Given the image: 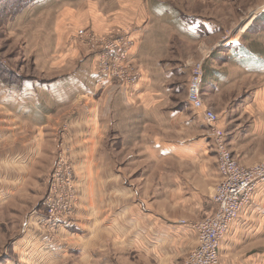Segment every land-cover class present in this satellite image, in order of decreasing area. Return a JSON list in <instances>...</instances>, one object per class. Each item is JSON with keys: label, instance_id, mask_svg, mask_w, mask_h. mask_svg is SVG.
I'll return each instance as SVG.
<instances>
[{"label": "crops", "instance_id": "0c3cea01", "mask_svg": "<svg viewBox=\"0 0 264 264\" xmlns=\"http://www.w3.org/2000/svg\"><path fill=\"white\" fill-rule=\"evenodd\" d=\"M102 16L92 15L91 26L97 33L109 25ZM255 47L249 46L246 61L234 53L227 60L215 58L213 62H219L220 69L213 67L203 76V85L207 82L213 86L210 94L214 97L235 85L240 91L218 125L224 129L228 148L242 160L250 153L247 148L251 142H264V43L257 46L258 51L253 50ZM70 50L72 54L82 51ZM98 55L97 48L81 53L65 73L51 82L37 86L28 83L21 92L6 90L0 98V223L13 219V202L24 200L22 192L29 191L35 197L38 191L42 193L30 182L42 178L44 172L34 175L36 168L49 171L53 163V132L61 112H69L67 136L75 147L70 157L77 186L84 193L76 205L75 221L60 227L57 238L35 227L26 231L18 228L11 250L14 256L6 258L4 264H59L68 257L72 264H120L119 260L125 264L131 255L145 264H183L197 243L190 226L216 209L211 191L219 174L213 144L206 140L205 133H136L137 137L127 142L124 133H114L116 138L104 146L111 126L105 117L116 100L121 101L125 111L133 113L152 107L153 117L141 120L155 127L160 121L158 114L170 110L160 108L166 98L158 99L157 93L144 96L142 79L129 94L119 89L114 100L110 94L98 100L92 70ZM226 63L232 64L233 72L226 74L221 69ZM46 96L53 98L52 104L45 102ZM137 100L144 102L143 106L133 103ZM131 117L137 120V116ZM169 118L171 121L172 115ZM29 123L37 126L33 128L37 133H31ZM16 128L25 135L21 144L14 146ZM112 141L120 142L118 147L123 151H132L124 159L119 156L123 151H117L115 157ZM260 157L264 158L263 154ZM128 167L135 172H127ZM145 167L148 170L143 171L144 176L141 172L136 176V171ZM4 238L12 241L11 232L5 230ZM114 252L121 258L117 255L116 260ZM219 256V264H264V184L255 189L248 206L229 226Z\"/></svg>", "mask_w": 264, "mask_h": 264}, {"label": "rangeland", "instance_id": "374dc122", "mask_svg": "<svg viewBox=\"0 0 264 264\" xmlns=\"http://www.w3.org/2000/svg\"><path fill=\"white\" fill-rule=\"evenodd\" d=\"M69 2L70 0H0V77L7 81L12 80L14 85L11 87L0 83V98L6 95V90L15 94L21 92L22 87L28 83L37 86L51 82L65 73L81 53H90L105 40L127 39L131 42L125 52L127 64L118 70L123 73L117 78H112L113 74L100 70L99 52L98 59L92 67L99 89L97 99L103 100L110 94L109 97L114 100L120 90L129 94L142 79L141 82L145 84L140 87L144 96L157 93L158 99L160 96L166 98L160 108L170 111L158 114L160 121L155 127L152 122L141 120L153 117L152 107H144L145 111L133 113V111H125L121 101L116 100L105 117L111 126L106 131L104 146H108L109 139L116 138L114 133H124L127 142L136 138V133H167L166 131L190 133V135L205 133L206 140L213 143L210 127L203 120L200 112L188 105L187 89L192 69L197 66L201 68L199 96L204 106L218 115L220 122L222 117L228 115L240 91L236 90L237 85H235L232 89H223L221 95L214 97L210 94L213 86L207 82L203 85V76L213 67L220 69L219 62H213L217 57L227 60L234 53L235 57H241L246 61L251 51L249 46H256L253 50H260L258 47L264 43L262 42L264 41V0H71V3ZM95 13L102 14L109 23L100 33L95 32L91 26L92 15ZM71 48L82 51L72 54ZM221 69H225V73L227 71L230 73L235 68L231 63H226ZM52 99L46 96L45 102L52 104ZM133 103L141 107L144 102L137 100ZM55 104L60 103L56 101ZM214 104L217 107L215 109ZM61 113L57 129L53 132L55 136L51 159L53 163L48 167L49 171L36 168L34 175L39 176L44 172L42 178L40 181L31 179L30 182L34 189L39 190V186L42 193L38 191V196L35 197L29 191L22 192L21 197L24 200L16 199L13 202V219L8 218L5 223H0V264H4L6 258H13L11 250L15 245L14 238L18 228L26 231L35 227L38 231L57 238L60 227L69 226L73 219L75 221L76 205L78 207V202L83 199L84 193L77 186L76 172L70 157V151L75 147L72 148L69 144L67 136L69 112ZM134 115L137 116V120L132 119L131 116ZM170 115H172L171 121ZM218 122L216 126L224 132ZM28 125L31 133H37L33 131L37 126L30 123ZM21 129L22 126L20 131ZM20 131L17 128L14 130L13 138L16 139L14 146L21 144V139L25 135L19 133ZM110 143L113 155L118 157L117 151H123L118 147L120 142ZM225 145L230 158L240 168H252L264 163V158L260 157L261 154L264 156V142L262 144L251 142L247 148L250 153L243 155V160L240 155L232 153L227 144ZM131 151L130 148H124L119 155L120 158L124 159V156ZM249 158L254 160L248 161ZM141 168L136 171V176H139L140 172L144 176L143 171L148 170L146 167L143 170ZM58 169L61 171H57ZM126 171L135 172L129 167ZM56 172L64 174L62 183L56 182ZM218 185L219 179L213 185L212 197ZM55 192L68 197L66 204L69 205L70 214L62 215V220H66L54 224V220L47 219L52 202L46 199ZM214 212L203 220L212 217ZM37 215L39 216L35 222ZM23 223L24 227H22ZM9 227L12 229L10 230ZM5 230L11 232L14 240L7 239L6 242ZM117 255L121 258V255L114 252L113 257L116 260ZM187 258L188 255L183 264ZM119 261L120 264L123 263L122 260ZM59 264L72 263L68 257ZM125 264L145 263L137 256L131 255L126 259Z\"/></svg>", "mask_w": 264, "mask_h": 264}, {"label": "built area", "instance_id": "2783aa9c", "mask_svg": "<svg viewBox=\"0 0 264 264\" xmlns=\"http://www.w3.org/2000/svg\"><path fill=\"white\" fill-rule=\"evenodd\" d=\"M130 45L129 40L120 38L101 42L99 47H96L101 57L100 70L113 74L112 78L119 77L123 71L119 72L118 70L127 64L125 52ZM136 81L137 78L135 83ZM201 81V68L193 67L188 83L187 101L193 110L200 112L212 132L211 138L219 174V185L212 200L217 209L212 217L190 226L196 234L197 244L188 254L184 264H218L219 245L229 226L238 217L241 209L248 206L255 189L264 184V163L252 168H240L230 158L225 145L224 132L216 126L218 117L204 106L199 96ZM55 174L56 182L62 183L64 174L59 172ZM67 189H69V185H67ZM67 199L66 195L57 192L52 196L49 195L46 200H50L52 205L47 219L54 220V224L65 221L66 219L62 220L61 216L70 214L69 205L66 204Z\"/></svg>", "mask_w": 264, "mask_h": 264}, {"label": "trees", "instance_id": "16d2710c", "mask_svg": "<svg viewBox=\"0 0 264 264\" xmlns=\"http://www.w3.org/2000/svg\"><path fill=\"white\" fill-rule=\"evenodd\" d=\"M0 83H3L4 85H10L11 87L14 86L12 80L7 81V80L2 79L1 77H0Z\"/></svg>", "mask_w": 264, "mask_h": 264}]
</instances>
